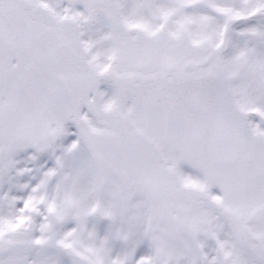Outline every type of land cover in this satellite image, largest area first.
Masks as SVG:
<instances>
[{"label":"snow or ice","instance_id":"snow-or-ice-1","mask_svg":"<svg viewBox=\"0 0 264 264\" xmlns=\"http://www.w3.org/2000/svg\"><path fill=\"white\" fill-rule=\"evenodd\" d=\"M0 264H264V0H0Z\"/></svg>","mask_w":264,"mask_h":264}]
</instances>
